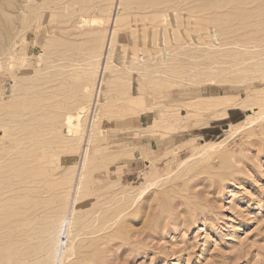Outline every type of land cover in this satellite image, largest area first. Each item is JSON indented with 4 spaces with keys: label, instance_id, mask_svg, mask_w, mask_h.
I'll return each mask as SVG.
<instances>
[{
    "label": "rangeland",
    "instance_id": "1",
    "mask_svg": "<svg viewBox=\"0 0 264 264\" xmlns=\"http://www.w3.org/2000/svg\"><path fill=\"white\" fill-rule=\"evenodd\" d=\"M237 1L118 7L67 264H264V0ZM113 4L0 0V264L23 213L58 228L67 210L83 140L63 120L90 103L107 34L74 23Z\"/></svg>",
    "mask_w": 264,
    "mask_h": 264
},
{
    "label": "bare ground",
    "instance_id": "2",
    "mask_svg": "<svg viewBox=\"0 0 264 264\" xmlns=\"http://www.w3.org/2000/svg\"><path fill=\"white\" fill-rule=\"evenodd\" d=\"M123 1L124 0H114V4H113L112 8L109 11L108 15L105 16L104 20H102L101 18H94V17L87 18V16H84V15L78 16L77 19L75 20L74 25H75V27H79V28H82L83 25L94 26V25H100L101 23L104 22L107 34L105 33L106 37H105V40H103V42L101 43V50H100L99 54L97 55V61L95 63V77L96 78H95L94 86L91 90H89L87 87L84 88V91L85 92L87 91L86 93L89 92V94L92 95L90 103L78 105L74 111L68 112L64 116V120H63V126H62L63 135L68 137L69 139H72L75 137H81V139L83 140V144H82V147L80 149V152H79V155L77 158V162H76L75 167H74L75 168L74 169L75 170L74 181H73L74 184H72V186H71L70 202L68 203L67 210L65 211L66 207L63 210L64 213H63V215H61V217L59 219L58 228L56 226V222L58 221V218L53 219L54 221L52 222L49 218H48L49 220H47L46 217L34 216V214L32 215V213H31V215H26L25 213H23V215L21 216L20 222H18L19 228L18 229L16 228L17 230H16V232L14 231L13 236L11 235L12 236L11 238L13 240L11 254H8L11 247L7 248L6 257H11L13 255L14 258L11 257V259L13 260L14 264H48L49 262H51V264H67L69 262V257L72 256L76 251V247H77L76 244L77 243H75V241H76L75 238L79 235V232L77 231L78 234L76 233L75 235L72 236V231L76 227V225H75L76 220H77L76 210L78 208L77 206L79 205V203L81 201L78 197H79L80 189L82 187L84 174L86 172L87 163H88V160L90 158L89 146H90V143H91L92 138L94 136L95 115H92V111L94 110V107H97L96 105L98 103L99 95L101 92V87H102L103 83L105 82V76L104 75L106 72H109V70H110V68L108 66V57H109V53L111 52L112 42L115 39V37L120 38V35H121V33L116 30L115 26L120 21V19H122V16H120L117 9L123 3ZM186 3H188V2H186ZM203 11H204V9H203ZM204 12H206V11H204ZM139 30H140L139 28L134 29V31H139ZM199 30H201V29H199ZM132 32H133V30H132ZM189 33H190V31H189ZM191 33H192V31H191ZM185 35H186V33H185ZM135 50H137V48ZM131 58H132V55L128 56L127 63L129 61H131ZM134 59H136L135 54H134L132 60H134ZM132 98H128V101L136 102V104L143 102L141 96H139L138 94L134 98V99H136L135 101H134V99L132 100ZM229 105L234 106V105H236V103L230 102ZM224 113H223V115H224ZM85 116H88L87 128H84L82 126V120L85 118ZM261 116H262V113L259 112V114H257L256 117L260 118ZM235 132H236V128L231 129L229 135H232ZM221 144H222L221 142H215V144H209V145L207 144L202 149H200L198 155H202L203 153H206L210 149L215 148L217 146H220ZM185 161L186 160H183L182 163H184ZM49 163L50 162H48V164ZM58 163H60V165L63 166L62 158L58 160ZM55 168H53V169L55 170ZM39 176H40V174L36 171L34 174V177H32L28 180V184L32 183ZM61 180H64V179L62 178ZM160 180H162V178L161 179L158 178L157 180L156 179L151 180L150 183H148L147 186L143 187V189L138 193V196H141V194L147 188H149L150 186H154V184H156ZM26 187L27 186H25L24 188H26ZM30 188H32V187L30 186ZM24 192L26 194L25 190H24ZM22 194H23V192H22ZM37 195H39V194L37 193ZM40 199H41V197H40ZM30 202H32V201H30ZM26 203H28V202H26ZM33 205H34V203H33ZM37 205H39V204L37 203ZM25 207L26 206H24L23 208H25ZM43 211H44V209H43ZM45 211H47V210H45ZM51 214L49 213V215H51ZM84 240H86V239H84ZM104 240H106V239L104 238ZM78 244H79V242H78ZM50 258L52 260H50ZM25 259L27 260V263H24ZM77 264H78V262H77Z\"/></svg>",
    "mask_w": 264,
    "mask_h": 264
},
{
    "label": "crops",
    "instance_id": "3",
    "mask_svg": "<svg viewBox=\"0 0 264 264\" xmlns=\"http://www.w3.org/2000/svg\"><path fill=\"white\" fill-rule=\"evenodd\" d=\"M227 116H228V113H227ZM227 116H226V117H227ZM226 117H225V118H226ZM217 120H220V119H216V118L214 119V118H213V119H211L210 121H211V122H214V121H217ZM215 126H216V125H212V126H211V125L208 124V125H205V126H203V127H201V128H202V129H206V128H209V127H215Z\"/></svg>",
    "mask_w": 264,
    "mask_h": 264
}]
</instances>
